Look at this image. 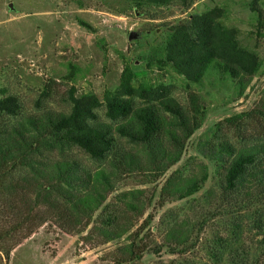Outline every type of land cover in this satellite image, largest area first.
I'll list each match as a JSON object with an SVG mask.
<instances>
[{"label": "trees", "instance_id": "16d2710c", "mask_svg": "<svg viewBox=\"0 0 264 264\" xmlns=\"http://www.w3.org/2000/svg\"><path fill=\"white\" fill-rule=\"evenodd\" d=\"M178 1L185 8L191 3ZM148 2L167 4L169 0ZM259 3L260 0H252L250 11L255 18V34L262 37L264 13ZM224 15L225 10L215 6L170 25L162 50L157 55L141 58V62L146 69H170L194 85H201L208 72L214 71L230 80L238 98L243 97L262 61L256 51L241 46L238 30L222 23ZM80 25L89 27L82 21ZM136 67L135 61L126 63L118 86L105 90L101 99L93 94L76 97L75 89L71 88L68 112L42 111L26 115L11 126H0V194L9 200L6 213L19 211L16 200L22 199L26 192L30 201L22 219L28 223L38 221L31 229L52 218L62 232L79 235L94 222V214L104 207L124 176L139 174L146 183L152 184L180 162L189 139L203 125L207 113L205 104L198 94L191 92L185 107L171 95L168 86L141 82L143 73L137 72ZM99 111H103V119ZM19 112L20 104L15 96L0 97L1 115L15 117ZM251 118L260 123L261 141L251 143L245 139L237 145L219 134L223 127L241 133ZM210 133L211 139H202L196 146L198 155L213 163L217 177L216 191L210 188L206 196L214 198L218 193L220 202L231 210L229 215L236 220L228 242L220 236L215 238L211 258L225 264H256V256L250 257L249 251L242 249L246 223L242 224L239 215L249 206L264 201V102L250 112L223 119ZM73 149L91 160L105 162V166L91 170L80 159L69 156ZM15 172L18 178H9L6 183L8 175ZM207 179V166L203 164L190 175L173 172L160 188L159 206L168 200L192 197ZM143 194V190H128L118 195L124 208L123 219L128 212L143 214ZM39 206L45 211L40 217L35 213ZM254 215L259 218L249 220L250 230L264 243V219L258 212ZM120 219V215L109 214L100 220L99 226L93 227V232L96 231L103 243L118 240L132 227L130 219L123 222ZM149 219L144 223H149ZM22 224H15L19 225L16 229L4 230L0 239L9 237ZM31 229L23 238L0 248V252L9 257L14 246L31 235ZM93 232L82 239L91 238ZM190 232L187 221L181 220L170 225L165 238L176 246H183L188 243ZM131 238L125 250L133 261L139 260L140 256L131 250L135 246Z\"/></svg>", "mask_w": 264, "mask_h": 264}, {"label": "rangeland", "instance_id": "374dc122", "mask_svg": "<svg viewBox=\"0 0 264 264\" xmlns=\"http://www.w3.org/2000/svg\"><path fill=\"white\" fill-rule=\"evenodd\" d=\"M189 1L190 5L185 8L178 0H169L167 4L148 0H0V97L13 95L20 104L17 116L0 114L1 127L42 111L68 112L71 88L75 89L76 97L93 94L101 99L105 90L118 86L124 65L131 61L138 65L136 71L143 73L139 78L141 82L168 86L171 95L185 107L188 94L196 93L207 111L202 127L189 139L179 163L152 184L146 183L139 174L124 176L104 203L105 209L94 214V222L82 234L62 232L52 218L31 229L38 221L28 223L22 219V213L28 212L26 192L22 199L16 200L19 211L12 214L5 212L9 200L0 194V233L7 228L16 229L19 225L15 224L23 222L19 230L9 233L3 241L0 239V248L23 238L29 229L32 231L14 246L9 257L0 252V264H225L215 262L211 251L216 247V237L228 242L236 220L229 215L231 210L220 202L218 193L214 198L206 196L207 190L215 189L217 177L213 163L202 159L196 146L202 139L212 138L210 131L218 122L257 109L264 102V36L255 34V18L250 11L252 0ZM215 6L225 10L222 23L238 30L241 46L256 51L262 61L241 98L237 97L230 80L214 71L208 72L201 85H194L170 69H146L141 62V58L157 55L162 50L170 25ZM259 6L264 13V0H260ZM81 21L89 27L80 25ZM131 32L136 38L129 41ZM99 115L104 118L103 111H99ZM243 126L245 130L241 133L223 127L219 134L237 145L245 139L251 143L262 140L263 132L256 119L251 118ZM69 156L80 159L91 170L105 166V162L91 160L77 149ZM200 164L206 165L208 172L201 190L188 199L168 200L159 206V191L164 180L175 171L184 176L196 173ZM17 176L18 172L8 175L6 183ZM128 190L144 191L141 199L144 212L141 216L128 212L123 219L124 208L118 195ZM44 212L40 206L35 208L36 216ZM255 212L264 219V201L249 206L239 215L242 224L246 223L242 249L248 250L250 257L256 256V264H264V243L250 230L249 220L259 218ZM109 214L120 215V222L130 219L132 227L120 239L103 243L93 227L99 226L100 220ZM146 219H149L147 224ZM181 220L187 221L190 238L187 244L176 246L165 234L171 224ZM90 231L93 232L91 238L82 239ZM131 236L135 241L131 250L140 256L135 261L125 250ZM235 247L232 242V248ZM141 251L144 252L140 255Z\"/></svg>", "mask_w": 264, "mask_h": 264}, {"label": "water", "instance_id": "95a60500", "mask_svg": "<svg viewBox=\"0 0 264 264\" xmlns=\"http://www.w3.org/2000/svg\"><path fill=\"white\" fill-rule=\"evenodd\" d=\"M135 38H136V34L133 33V32H131V33L129 34V36H128V40H129V41H132V40H134Z\"/></svg>", "mask_w": 264, "mask_h": 264}]
</instances>
